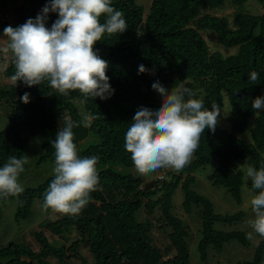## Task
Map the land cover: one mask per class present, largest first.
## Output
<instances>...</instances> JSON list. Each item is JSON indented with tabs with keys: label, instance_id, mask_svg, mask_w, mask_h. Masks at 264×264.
Segmentation results:
<instances>
[{
	"label": "trees",
	"instance_id": "16d2710c",
	"mask_svg": "<svg viewBox=\"0 0 264 264\" xmlns=\"http://www.w3.org/2000/svg\"><path fill=\"white\" fill-rule=\"evenodd\" d=\"M233 5H244L248 0H231ZM261 6L262 14L241 13L229 21L225 17L212 16L202 12L204 9L216 10L225 0H150L148 10L136 3V0H112V6L124 14L128 30L120 35H105L95 45L102 59L108 61L107 76L115 90L107 100L85 99L78 91L68 96H60L44 81L39 86L27 87L21 82L14 87L0 88V105H8L9 125L0 130V167L9 156L23 158L28 137L41 136L43 156L35 167L50 161L54 165L55 149L52 141L58 130L64 126L65 119L77 122L73 128L74 143L80 157L97 156V170L102 191L91 193L92 200L79 215L59 214L56 220H48L43 228L54 235L62 236V231L72 227L76 238L67 248L54 247L43 230L33 234L39 245L36 252L25 250L22 245L10 243L0 249V264H48L46 259L53 258L58 264H68V259L78 257L86 264L78 251L79 246L87 248L91 264H191L189 260L187 231L180 219L171 212V197L177 187L183 192L182 207L189 212L193 205L201 206V239L198 243L200 259L206 258L209 247L221 246L237 239L245 243L241 232H222L213 229L215 222L233 224L241 221V212L221 216L213 213L207 199L191 190L192 174L211 159H217L218 166L212 173V182L228 189L238 204L241 203L240 189L243 184L252 194L251 180L233 167L238 160L259 169L264 166V110L254 118L250 130V141L238 138L243 133L248 120L253 116V99L264 96V0H255ZM50 0H21L14 6V0H0V37L6 26L13 28L35 19ZM17 12L11 13V9ZM11 13L13 20H7ZM58 18L50 12L47 27ZM104 22V17H101ZM136 32L141 33L140 36ZM202 33L211 35L223 47H237L234 55L223 57L212 52ZM8 68L2 75L9 79L14 74V65L8 62ZM144 65L150 71L138 74V67ZM259 73V79L253 84L248 79L251 72ZM10 80V79H9ZM159 81L165 88L173 90L181 85L193 90V98L203 99L206 108L213 104L221 109L226 99L230 105L227 124L230 131L216 127L215 132L205 129L200 146L194 159L170 182L157 180L148 191L136 175L122 174L117 167L133 168L131 155L124 147L125 135L136 111L141 108L155 109L162 97L151 85ZM30 93V102L22 103L20 97ZM187 99V97H185ZM81 103L86 114L91 113L98 119L90 127L83 126L78 111ZM89 135L97 137L98 142L79 151L78 146ZM26 170V166H24ZM24 173V172H23ZM21 173L19 179L22 177ZM185 176L181 180L182 176ZM54 177H48L36 187L25 188L17 197L0 199L3 203L17 201L15 221L27 219L34 201L43 210V197ZM162 182L161 185H158ZM156 194L159 196L153 199ZM154 215L158 229L162 231L163 241L159 245L165 252L173 251L169 256L152 241V224L138 219L140 211ZM44 211V210H43ZM100 212L98 219L94 217ZM48 212V211H44ZM169 229V230H168ZM252 261L245 264H261L264 255V238L259 237ZM157 243V238L155 239ZM158 244V243H157ZM26 256L28 262L21 257Z\"/></svg>",
	"mask_w": 264,
	"mask_h": 264
},
{
	"label": "clouds",
	"instance_id": "9594fccd",
	"mask_svg": "<svg viewBox=\"0 0 264 264\" xmlns=\"http://www.w3.org/2000/svg\"><path fill=\"white\" fill-rule=\"evenodd\" d=\"M58 18L46 26L48 14ZM104 17V22H101ZM128 30L121 11L112 6V0H50L36 18L13 28L6 26L0 37V73L14 65L9 79L14 87L18 82L27 87L39 86L44 81L60 96L78 91L85 99H109L114 89L107 76L108 61L101 58L95 45L105 35H120ZM138 36L141 33L136 32ZM150 70L138 67V74ZM248 79L255 84L259 73L253 71ZM161 97L155 109L139 108L125 135V149L131 155L135 170L149 175L161 169L183 170L200 146L205 129L215 132L221 116L217 104L211 110L196 93L181 85L169 90L159 81L151 85ZM187 97V99H185ZM20 100L30 102L25 92ZM252 109L264 110V96L253 99ZM98 116L88 113L83 126L90 127ZM77 122L65 119L52 141L54 178L44 197L42 208L62 215L76 216L92 200L91 193L102 191L97 170L98 157H80L74 143L73 128ZM27 157L9 156L0 167V199L19 197L24 192L19 177L25 171ZM252 189L257 190L250 200L254 218L249 221L253 233L264 238V166L251 164L246 168Z\"/></svg>",
	"mask_w": 264,
	"mask_h": 264
},
{
	"label": "rangeland",
	"instance_id": "374dc122",
	"mask_svg": "<svg viewBox=\"0 0 264 264\" xmlns=\"http://www.w3.org/2000/svg\"><path fill=\"white\" fill-rule=\"evenodd\" d=\"M21 0H14V6L19 4ZM136 3L141 6L145 12L148 10L150 0H136ZM11 9V13H16L17 9ZM202 12L208 13L212 16H220L225 17L229 21L232 20L233 16L241 13H249L254 15L262 14L261 6L256 3L255 0H248L244 5H233L231 0H225L223 6L216 10L204 9ZM11 13L8 15L7 20L12 22L13 17ZM204 39L206 40L210 50L212 52L219 53L223 57L234 55L237 52V47H223L217 43L215 38L211 35H206L202 33ZM4 59L0 57V63H4ZM12 85L11 81L5 78L2 73H0V88L6 89ZM78 111L82 117L85 116L81 103L77 102ZM230 105L226 99L223 101V107L220 109L221 116L219 118L218 127L230 131L229 126L227 124V117L230 114ZM8 113V105L2 103L0 105V130L5 129L8 125L7 119ZM259 111L254 110L253 116L248 120V126L246 130L241 134H236L238 138L245 139L246 141H250V130L253 127L254 118L257 116ZM27 137L28 142L24 148L23 158L27 157L28 163L25 165L26 170L24 171L22 177L19 179L20 183L23 185L24 189L29 187H36L40 183H42L48 177H54L53 165L50 161L44 162L40 167H35L37 161L40 157L43 156V152L41 150L42 137L34 136L28 137V135H24ZM99 139L93 135H89L83 140L82 143L79 144L78 150H84L88 146L95 144ZM194 159V155L192 156L191 162ZM191 162L189 164H191ZM188 164V165H189ZM187 165V166H188ZM233 167L243 173L244 179H246V162L244 160H238L234 162ZM218 166L217 159H211L205 165L198 168L192 174V185L190 186L191 190L194 191L197 195L204 197L211 204L212 210L214 214L221 216H230L236 213L241 212L243 217L241 221L235 222L233 224H224L220 222H215L213 224V229L216 231L222 232H241L244 234L245 243L242 244L237 239H232L226 243H224L220 249L213 248L212 246L207 249L206 258L202 261L200 259V254L198 252V243L201 239V213L202 207L193 205L189 212H186L183 207V192L180 187H177L174 191V194L171 197V208L170 212L181 220L183 227L187 231L186 242L188 244V252H189V260L191 264H245L246 262L252 261L255 247L259 243L260 239L253 233L252 238H248V233L252 231L249 226V221L254 218V214L251 212L250 200L253 196L251 190L246 187L245 184L242 185L240 189V197L241 203L238 204L237 201L230 194L228 189L222 187L220 185H215L212 182V173L215 168ZM115 170H119L122 174H131L141 176L145 182L156 181L158 177L163 176V179L160 180L162 182H170L173 177L178 176L179 172H176L172 169H161L157 172L151 173L149 175H140L133 168H121L117 167ZM185 176L181 177L183 180ZM162 182H159L158 185H161ZM159 194L153 199H156ZM17 209V201L10 200L2 204L0 209V249L8 246L10 243L14 245H22L25 250H31L36 252L39 249V245L37 241L34 239L33 234L39 230H43L47 240L53 244L54 247L60 248V246H64L67 248L69 243L76 238V233L72 227L65 229L62 231V236L54 235V233H50L43 228V225L46 221L56 220L55 216H59L60 213L53 212L52 210H48V212H44L38 205L37 201H34L30 215L27 219L15 221V213ZM160 217L159 211H155L154 215H146L142 210L138 214V219L141 222L150 221L152 224L151 232H152V241L163 253L171 256L173 251L165 252L166 248L163 245H159L161 241H163V235H165L162 231L158 229V224L156 219ZM48 219V220H47ZM169 230V229H168ZM64 236H67L70 242H66ZM157 238V243L156 239ZM78 251L80 256L83 258V261L86 264H91V257L88 254L87 248L83 246H79ZM22 260L28 262V258L26 256L21 257ZM48 264H58L57 261L53 258L46 259ZM4 261L0 259V263ZM32 264H36L33 262ZM68 264H82L78 257H72L68 259ZM261 264H264V255Z\"/></svg>",
	"mask_w": 264,
	"mask_h": 264
},
{
	"label": "water",
	"instance_id": "95a60500",
	"mask_svg": "<svg viewBox=\"0 0 264 264\" xmlns=\"http://www.w3.org/2000/svg\"><path fill=\"white\" fill-rule=\"evenodd\" d=\"M141 184H143V190L144 191H148L149 189H151L155 184H156V181H150V182H145V180L141 177V176H138L136 178ZM100 212L98 211L96 213V216L94 217V220L96 221L98 219V216H99Z\"/></svg>",
	"mask_w": 264,
	"mask_h": 264
},
{
	"label": "built area",
	"instance_id": "2783aa9c",
	"mask_svg": "<svg viewBox=\"0 0 264 264\" xmlns=\"http://www.w3.org/2000/svg\"><path fill=\"white\" fill-rule=\"evenodd\" d=\"M162 179H163V176L158 177V180H162Z\"/></svg>",
	"mask_w": 264,
	"mask_h": 264
}]
</instances>
